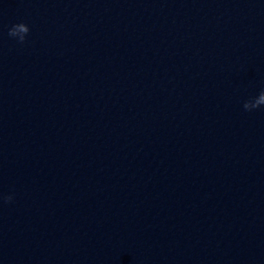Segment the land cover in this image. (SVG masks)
Listing matches in <instances>:
<instances>
[{
  "label": "clouds",
  "instance_id": "clouds-1",
  "mask_svg": "<svg viewBox=\"0 0 264 264\" xmlns=\"http://www.w3.org/2000/svg\"><path fill=\"white\" fill-rule=\"evenodd\" d=\"M29 33L30 28L24 22L15 23L8 29V36L17 40L20 44L26 42ZM261 106H264V90H261L257 96L249 97L243 102V108L246 111H253ZM12 199L11 195L3 197L5 203L11 202Z\"/></svg>",
  "mask_w": 264,
  "mask_h": 264
}]
</instances>
